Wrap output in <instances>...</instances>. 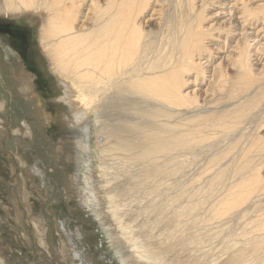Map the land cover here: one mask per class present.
I'll return each instance as SVG.
<instances>
[{
  "label": "bare ground",
  "instance_id": "bare-ground-1",
  "mask_svg": "<svg viewBox=\"0 0 264 264\" xmlns=\"http://www.w3.org/2000/svg\"><path fill=\"white\" fill-rule=\"evenodd\" d=\"M263 1L0 0L1 15L38 20L40 66L69 110L54 145L57 160L73 151L66 190L118 264H264V46L250 44L264 31ZM0 44L19 101L42 124L50 115L22 58ZM21 122L14 143L26 147L32 126ZM24 171L45 177L37 163ZM31 222L44 245L43 218ZM59 236L66 264H97Z\"/></svg>",
  "mask_w": 264,
  "mask_h": 264
},
{
  "label": "rangeland",
  "instance_id": "rangeland-1",
  "mask_svg": "<svg viewBox=\"0 0 264 264\" xmlns=\"http://www.w3.org/2000/svg\"><path fill=\"white\" fill-rule=\"evenodd\" d=\"M212 10L217 13L214 22H217L218 26H224L223 22H228L227 13L216 8ZM37 23L38 20L33 16L10 17L0 14L2 43L10 46L22 58V64L21 62L20 64L34 81L38 102L43 107L41 110L50 115L47 121L40 124V119L30 114L34 111L33 107L19 101L13 87L11 68L8 67V62L2 59L0 51V97L6 104V109L0 111V264H66L63 244L59 236L61 227L68 232L76 249L89 254L97 264H118L115 253L108 247V237L99 223L88 209L80 207L74 194L66 190L68 177L75 173L72 171L75 166L72 162L73 151L67 149L61 152L57 160L54 145L67 135L62 127L60 114L61 111L67 113L69 110L64 104L59 107L55 103L59 95L54 82V80L57 82V79L48 77L40 66L41 48L38 43ZM260 28L264 30V24L257 30ZM224 34L225 32L214 33L215 37H220L218 42H224L225 37L222 36ZM257 42L264 46V31L260 34L259 40L250 44L252 46ZM0 45L2 48V44ZM209 45L216 47L218 44L210 42ZM261 69L263 70L262 67H258V72ZM189 79L192 81L194 77ZM21 118L26 119L32 126L33 137L23 141L27 144L26 147L17 146L14 143L15 137L20 135L16 133L17 130L22 128ZM32 163L42 166L44 178L41 179L38 176L28 178L25 175L24 170ZM82 171L83 175L90 174V170L85 166H82ZM23 188L30 194L29 210L24 203ZM65 191L69 195H66ZM160 193L149 194L147 196L149 199L146 197L141 203L145 205L144 201L158 200ZM141 209L147 212L144 207ZM139 214L136 215L139 216ZM136 215H132L134 220L131 218V221L147 222L144 214L141 215L142 219L141 216L137 218ZM32 217L44 220L42 228L44 245L40 243L36 225L31 222ZM232 221L237 222V218L232 217ZM233 222L232 225H234Z\"/></svg>",
  "mask_w": 264,
  "mask_h": 264
}]
</instances>
